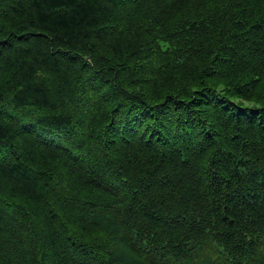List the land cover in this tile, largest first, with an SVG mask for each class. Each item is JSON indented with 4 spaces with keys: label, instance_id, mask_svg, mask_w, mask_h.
<instances>
[{
    "label": "trees",
    "instance_id": "1",
    "mask_svg": "<svg viewBox=\"0 0 264 264\" xmlns=\"http://www.w3.org/2000/svg\"><path fill=\"white\" fill-rule=\"evenodd\" d=\"M0 264H264V0H0Z\"/></svg>",
    "mask_w": 264,
    "mask_h": 264
}]
</instances>
